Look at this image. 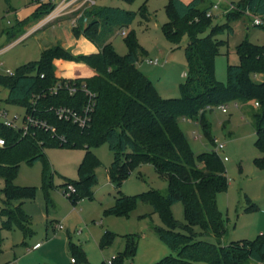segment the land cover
Segmentation results:
<instances>
[{"label":"trees","instance_id":"1","mask_svg":"<svg viewBox=\"0 0 264 264\" xmlns=\"http://www.w3.org/2000/svg\"><path fill=\"white\" fill-rule=\"evenodd\" d=\"M34 1L35 11L7 29L10 38L20 37L26 32L27 24L40 19L44 6L51 4L53 9L57 6L53 0ZM212 4L210 0L168 1L169 19L161 26L163 33L176 47L180 46L184 36L188 37L184 46L187 73L180 83L179 96H161L153 80L138 67L145 50L134 29L126 30L124 34L127 53L117 52L108 35L115 26L120 30L129 27L137 12L108 4H93L72 27L76 37L83 35L94 42L99 48L97 52L74 53L62 43H56L42 49L39 60L21 65L13 74H0V83L8 88V102L47 119L57 130L54 134L33 128L23 133L0 121V136L6 140L5 145L0 146V176L4 178V186L0 188L3 194L0 214L7 217L0 226V253L4 228L17 226L26 235L33 231L24 226L31 218L23 203L36 196L38 187L14 183L21 162L43 160L41 188L50 203L53 170L45 147H82L85 152L78 165L79 177L65 178L61 184L64 193L69 184L75 187V192L68 196L76 202L83 196H93L98 179L96 168L103 162L92 147L106 141L113 153L108 176L118 189V195L105 213L129 216L139 201L153 206V211L164 223L153 228L175 254L166 255L152 264H247L249 260L264 263V232L253 239L222 243L227 227L217 197L228 187L227 168L216 149L196 153L179 122L180 117L199 121L216 145L210 133L207 110L229 101L245 109L251 106L255 145L262 152L254 161L264 169V43H255L248 38L239 42L235 47L239 61L227 64L226 81L216 77L215 68L216 56L226 42L218 35L225 29L231 31V21L243 15L252 18L260 15L264 21V0L232 1L234 9H229L225 20L218 23L206 14ZM139 13L144 19L149 18L145 4L141 5ZM254 24L264 29V22ZM58 59L84 63L88 71L80 70L69 80L59 79ZM58 84L61 86L54 93ZM82 84L95 93L91 123L85 128L58 118L52 108L60 105L81 108L89 98L81 89ZM70 86H77L78 90L71 94ZM59 135H64L66 141H60ZM143 162L153 164L167 178L166 191L151 188L126 194L120 190L123 181ZM177 201L184 202L185 223L173 216L171 207ZM255 207L253 203L247 209ZM204 235H213L216 241L200 238ZM125 236L124 249L116 253L112 263L104 259L101 264H124L126 256L136 253L137 236ZM115 237L116 233L107 229L100 238V247L108 246ZM69 247L74 261L70 258L62 264H92L79 243L70 240Z\"/></svg>","mask_w":264,"mask_h":264},{"label":"rangeland","instance_id":"2","mask_svg":"<svg viewBox=\"0 0 264 264\" xmlns=\"http://www.w3.org/2000/svg\"><path fill=\"white\" fill-rule=\"evenodd\" d=\"M53 1L57 5L61 2V0ZM168 1L68 0L55 9L48 4L42 9L43 16L27 24L26 32L14 39L9 37L7 29L15 25L18 19L30 16L36 9V3L34 0H0V74H6L8 69L14 73L21 65L39 60L42 49L70 39L71 27H63L60 22L57 25V21L68 19L73 27L83 12L93 4H108L137 12L133 22L129 27H125L127 31L130 29L136 31L138 41L145 50L137 65L153 80L161 96H179L180 83L186 79L184 72H187V63L184 46L188 37L184 36L180 46L176 47L163 33L161 26L169 19ZM210 1L222 7L214 11V23H218L225 20V10L234 9L231 2L239 0ZM142 4H145L150 13L148 19H144L139 13ZM85 21L87 22V19ZM35 26L38 28L32 30L31 28ZM231 26V31L225 29L218 35L226 40L215 60L216 77L221 81L227 79V64L239 61L235 49L239 42L248 38L255 43H264V29L256 26L251 16L243 15L232 20ZM28 31L30 32L27 33ZM124 37L118 26L113 27L108 35V40L121 55L128 51ZM149 57H158L160 61L150 63L147 61ZM56 70L59 79L73 78L68 61L57 62ZM7 95L8 88L0 83V109L5 108L10 117L17 113L23 115L24 107L8 102ZM227 105V111H223L220 106L207 110L212 138L224 143V147L218 152L221 156L228 157L224 160L229 178L228 187L220 191L217 197L227 227L222 243L243 238L253 239L259 231H264V169L254 161L262 152L255 145L256 132L250 113L252 107L248 105L245 109L231 101L227 102ZM179 122L196 153L216 148L199 121L180 117ZM92 149L103 162L96 168L98 179L93 187L94 193L92 197L83 196L76 202L64 193L61 184L65 178L79 177L78 165L85 152L82 147L61 145L45 147L46 157L53 170L52 185L49 188L50 203H47L41 188L43 160L38 159L32 163L27 160L21 162L14 183L38 187L36 196L25 203L31 222H25L24 226L33 231L26 235L17 226L4 228L0 264L69 262L70 240L83 247L92 264H101L104 259L124 249L127 234L137 236L138 242L136 253L126 256L124 264H152L166 255L175 254L153 228L164 223L160 215L153 211L151 204L139 201L129 216L105 213V210L114 204L115 196L118 195V189L110 182L108 176L113 153L106 141ZM3 186L4 178L0 176V188ZM167 186V178L161 175L153 164L143 162L123 181L120 190L126 194H136L151 188L166 191ZM2 198L3 194L0 191V205ZM253 203L256 205L255 209L248 210L247 207ZM171 209L174 218L185 223L184 202H175ZM145 213L150 215L143 216ZM6 219L5 215L0 214V226ZM107 229L115 232L116 237L111 244L101 248L100 238ZM200 238L216 241L213 235H204ZM247 264L264 263L249 260Z\"/></svg>","mask_w":264,"mask_h":264},{"label":"built area","instance_id":"3","mask_svg":"<svg viewBox=\"0 0 264 264\" xmlns=\"http://www.w3.org/2000/svg\"><path fill=\"white\" fill-rule=\"evenodd\" d=\"M68 1V0H61V2L58 3L60 5L62 2ZM57 5V6H58ZM235 6L232 4V8ZM222 9V7L219 4H212L211 8L207 11V16H214L215 10ZM229 9L225 10L226 12ZM246 13H250L249 11H246ZM57 15V14H56ZM253 22L256 24L263 23V19L260 15H254ZM122 34L126 33V28H122L120 30ZM150 63H158L160 59L158 57L151 58L149 57L147 59ZM8 74H13L12 70H7ZM61 86V84H58L54 89L53 92H57L58 87ZM81 89L85 91V93L88 95V101L86 104H84L81 108H76L72 106L67 105H60L56 107H52L55 111L56 115L60 119L64 120H70L73 123L77 124L81 128L88 127L91 123L92 119V110L94 107V97L95 93H93L91 90L88 89V87L85 84H82ZM78 90L77 86H70L69 92L71 94L75 93ZM236 104V103H235ZM256 105H258V102H255ZM223 111H227L228 105L227 104H221L219 105ZM25 111L23 115L17 113L14 116L10 117L8 115V111L5 108L0 109V121L7 127L15 128L21 130L23 133H27L29 130L33 128L42 129L45 131H51L54 134L57 132L56 127L52 124H50L47 119L41 118L38 115L34 114L33 112H29L24 108ZM196 134V133H195ZM197 135V134H196ZM59 140L64 142L66 141V137L64 135L58 136ZM216 142V150H220L224 147V143L219 142L217 139H215ZM6 140L3 136H0V146L5 145ZM223 160H227L228 157L222 156ZM75 192V187L72 184H69L67 187L66 194L70 195L71 193ZM61 227V225H60ZM115 258V255H112L107 259L108 263H112V260ZM72 261H74L73 258H71Z\"/></svg>","mask_w":264,"mask_h":264},{"label":"crops","instance_id":"4","mask_svg":"<svg viewBox=\"0 0 264 264\" xmlns=\"http://www.w3.org/2000/svg\"><path fill=\"white\" fill-rule=\"evenodd\" d=\"M59 22H60V25H62L63 27L64 26H70L71 27L72 37L70 39H68V40L61 41V43L65 47H70L73 50L74 53H91V52H97L99 50L97 45L94 42H92L91 40H89L88 38H86L85 36L82 35L80 37H76L73 34V31H72V24H70V21L68 19L67 20L66 19L59 20V21L56 22V24L58 25ZM66 23H68V24H66ZM36 28H38V26H35V28H31V29L33 30V29H36ZM29 32L30 31H28L27 33H29ZM63 60L64 59H58L56 61V65H57V62L63 61ZM65 61H68V66H70L71 69H72V77H75L76 73H78L80 70H83L84 72L88 71L87 69L84 68V66H85L84 63L70 61V60H65ZM88 73H90V72H88ZM186 73L187 72L185 71L184 72L185 76H186ZM27 200H29V199H27ZM27 200H25L24 203H23L24 208H25V203H26ZM262 232H264V231H259V233H262ZM70 258H71V256H70Z\"/></svg>","mask_w":264,"mask_h":264}]
</instances>
